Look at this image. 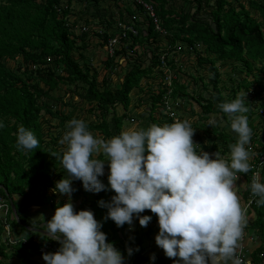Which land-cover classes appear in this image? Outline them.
Returning <instances> with one entry per match:
<instances>
[{"label": "trees", "instance_id": "1", "mask_svg": "<svg viewBox=\"0 0 264 264\" xmlns=\"http://www.w3.org/2000/svg\"><path fill=\"white\" fill-rule=\"evenodd\" d=\"M77 1L0 0V120L5 124L0 129V196L10 205L8 223L17 238L15 245L9 242L5 223L0 216V264H11L14 258L20 261L19 264H39L36 257H43L44 252H55L60 246L42 233L40 225L30 217L29 210L35 205H49L56 210L66 203L64 195L52 191L58 180L67 177L59 159L65 146L59 144L61 132L55 131L56 126L53 124L67 129L71 119H81L73 111L65 112L58 107L74 106V101L66 100L69 93L86 106L90 116L95 117L85 120L89 130L97 132L95 136L106 140L119 135L124 130L125 120L133 117L129 108L135 89L143 93L138 96L137 104L145 105L137 118L149 121L148 127L153 123L163 125L174 122L160 104L166 85L162 83L164 72L160 67L158 50L165 41L171 46L178 43L204 46L202 52L195 51L197 71L200 72L195 74L198 75L182 70L175 63V58L169 62L176 76L173 80V98L187 100L186 112L189 111L191 120L195 121L196 115L200 117L195 122L186 119L192 122L198 135L196 137L213 138L210 146H202L203 150L208 153L219 152L222 158H230L229 145L234 144L237 137L230 130V119L221 112L219 104L231 102L244 88L242 97L249 108L244 115L248 117L252 129L249 145L259 142L263 146L259 151H264V131L260 133L258 129L264 128V116L260 113V109H264V0H147L153 2L167 35L157 31L142 5L129 4L128 13H144V23L147 24L144 29L138 21L139 36L133 38L130 47L140 43L145 44L146 48L141 54L136 50L135 56L129 57L128 67L119 69L111 76L105 73L113 65L116 66L114 59L106 60L102 68L96 67L90 56L94 53L90 35L76 34L74 31L77 21H89L90 8L96 9L98 14L104 9L101 6L104 2ZM106 1L112 4L111 0ZM80 3H86L85 9L81 10ZM78 8L81 17L72 19ZM149 38H152V43ZM148 60L150 64L147 65ZM227 61H231L232 72L238 70L243 77L232 78L233 84L229 92L225 93V87L219 85V64ZM124 70L126 73L120 80L119 74ZM205 71L211 74L206 82ZM119 80V84L113 87L114 82ZM194 83L195 87H203V90L190 92ZM255 85L258 88L254 92L256 96H246ZM57 89H64L63 95L54 94ZM213 115L226 125L209 126V119ZM258 116L261 120L255 123L254 118ZM54 119H58V123H54ZM20 126L34 132L39 140L38 148L18 150L16 133ZM219 140L224 146H219ZM99 158L106 160L103 155ZM250 165L248 173H239L240 182L236 184L241 205L251 192L253 170ZM105 168L108 169L107 164ZM101 179L105 184L108 183L105 175ZM73 187L76 191L72 193V198H81L77 211H93L95 218L103 224L101 230L107 234V241L124 255L125 264H143L144 237L151 233L152 225L158 222L157 216L145 210L147 215L153 216L147 229L139 224V230L125 240L120 232L123 233L128 225L117 227L111 219L105 220L107 209L98 203L101 199L109 201L115 193L85 191L80 180H74ZM250 215V229L261 241L252 251V264H264V205L254 204ZM136 221L139 220L136 219L135 224ZM129 246L133 249L138 246L139 251L129 256ZM44 247H47L45 251L42 250Z\"/></svg>", "mask_w": 264, "mask_h": 264}, {"label": "clouds", "instance_id": "2", "mask_svg": "<svg viewBox=\"0 0 264 264\" xmlns=\"http://www.w3.org/2000/svg\"><path fill=\"white\" fill-rule=\"evenodd\" d=\"M230 119V130L236 142L229 145L230 158L219 152L208 153L194 142L195 131L188 120H176L163 125L129 127L109 139L94 136L83 119L73 118L59 144L65 146L59 157L67 177L55 183L53 193L68 197L58 206L52 218L42 225L48 239L59 243L55 252H44L46 264H125V257L115 245L107 241L91 210L77 211L72 203L74 180L83 183L85 191L99 193L113 191L109 201L98 203L107 209L105 220L117 227L125 224L132 231L134 220L147 227L152 215L158 218L156 244L173 264H243L238 255L246 224L244 210L237 195L235 182L238 173L251 170L252 129L245 99L237 96L231 102L219 104ZM223 123L213 115L209 126ZM5 124L0 120V129ZM16 147L29 151L39 146L33 131L20 126L16 133ZM103 155L106 160L100 159ZM108 167L105 184L101 177ZM251 192L264 205V182L254 174ZM137 246L127 248L131 256ZM150 259L154 262L156 255ZM250 264V261L248 262Z\"/></svg>", "mask_w": 264, "mask_h": 264}, {"label": "built area", "instance_id": "3", "mask_svg": "<svg viewBox=\"0 0 264 264\" xmlns=\"http://www.w3.org/2000/svg\"><path fill=\"white\" fill-rule=\"evenodd\" d=\"M77 3L78 1L75 0ZM107 2V1H106ZM112 4L104 3L101 5L102 8L98 14H96V9L90 8V15L87 17L88 22L83 19V21H77L78 23L74 26V31L76 34L78 33H87L90 35L93 50L99 49L104 53L103 63L108 59H114L116 66L112 69L106 70L105 74L109 76L114 75L116 71L119 69H126L128 67L129 57L135 56V51L137 50L139 54L145 51V44L142 45L140 43H136V45L131 48L130 45L133 42V38L139 36L138 29V21H140V26L146 29L147 24H145V14L139 13L135 11V14L130 15L127 11V7L129 4L142 5L146 11V13L153 20L156 25V29L160 34L167 35V32L162 28L159 18L156 14L155 7L153 2L147 0H115L112 1ZM81 10L86 6V3H81ZM109 5L112 6L111 10H109ZM88 14V13H87ZM83 14V15H87ZM82 15V13H81ZM81 15L77 18H80ZM75 18V19H77ZM90 18V19H89ZM108 35V38L105 39V35ZM149 42L152 43V38H149ZM162 46L158 50L159 60L161 62V69L164 72V78L162 83L166 85V92L163 94V99L161 100V106L165 108V114L169 116L174 122L176 120L187 119L186 116V99L182 98H173V80L176 76L173 73V69L169 62L172 58H175L177 66L181 67L182 70H185L187 66L190 64V59L196 57L195 51H203L204 46L201 44L192 45H181L176 44L175 46H171L168 43H161ZM148 46V45H147ZM184 46V47H183ZM153 48V47H151ZM119 52V53H118ZM149 57H151V53H149ZM150 64V60L147 61V65ZM103 66H105L103 64ZM126 71H122L119 76L120 80L125 75ZM157 88V87H156ZM253 93L252 91H250ZM249 92V94H250ZM250 96V95H249ZM252 97V96H250ZM260 113L264 116V109H260ZM131 122H135L133 118H131ZM259 122V121H258ZM263 126V125H262ZM260 133L264 131V128H258ZM263 149V146L259 142H255L254 145H249L248 150L251 153L250 164H252V173L251 177L253 180V176L256 173H259L260 181L262 182V170L264 167V151H259ZM240 174H237V179L240 178ZM252 183V181H251ZM257 196L254 197L252 192L249 193V197L242 203V209L244 210V216L246 220L245 227L243 229V237L240 241L241 247L238 250V255L243 261V264H252V251L256 248V245L260 243V237L251 231V215L250 209L254 204L257 203ZM10 205L8 202L0 196V216L2 221L5 223V232L6 236L9 239V242L12 245L17 243V238L13 235L11 227L8 223V216L10 214ZM121 236L125 239L122 232H120ZM25 242V240H24ZM47 247H44L42 250L45 251Z\"/></svg>", "mask_w": 264, "mask_h": 264}, {"label": "rangeland", "instance_id": "4", "mask_svg": "<svg viewBox=\"0 0 264 264\" xmlns=\"http://www.w3.org/2000/svg\"><path fill=\"white\" fill-rule=\"evenodd\" d=\"M104 3H107L106 2V0H102ZM81 4V3H80ZM78 7V6H77ZM111 8H112V6L111 5H109V10H111ZM81 15V13H80V8H78V9H76L75 10V14L73 15V18L72 19H75V18H77V17H79ZM91 59H92V61H93V63H94V65L96 66V67H98V68H102V66H103V59H104V53H103V51L101 50H99V49H95L94 50V53H92L91 55ZM196 59H197V57H194L193 59H190V64L187 66V68L185 69V71L187 72V73H197L198 71H197V61H196ZM219 68H220V73H221V79H220V82H219V85L221 86V87H225V89H224V92L225 93H228L229 92V89H230V87L232 86V84H233V82H232V78L234 79L235 78V76H237L239 79H241L242 77H243V74H241L238 70L237 71H234V72H232V65H231V61H227V62H222V63H220L219 64ZM232 72V73H231ZM198 74H200V72H198ZM198 74H195V75H198ZM203 74H204V76H205V82L208 80V77L211 75L208 71H205V72H203ZM250 80L252 79V77L250 76V78H249ZM199 80V79H198ZM118 82H120V80L119 81H116V82H114V84H113V87H115L117 84H119ZM203 84L201 83L200 84V86H202ZM191 87L193 88V90L192 89H190V92H196V91H198L199 89H202L203 87H195V83L193 84V85H191ZM198 89V90H197ZM203 90V89H202ZM252 91H253V93H251L250 92V94L249 93H247L246 94V96H252L253 98H254V95L256 96V94L254 93V92H256V90H258V88H257V86L255 85V86H253V88L251 89ZM245 92V89L244 88H241L240 89V91H239V96H241L242 97V95L243 94H245L244 93ZM63 93H64V89H57L56 91H55V93L54 94H57V95H63ZM68 94V93H67ZM70 94V95H69ZM68 95H67V101H70V100H72V101H74L75 102V104H74V106H69V105H65V106H63V105H58V107L60 108H62V110H65V112H69V111H73V114L74 115H77V116H79V117H81V119H83V120H89V119H91L92 118V120L93 119H95V117H93V116H90L89 115V113H88V111H87V109H86V106H84V104H82L81 102H80V100L76 97V96H74L73 98H72V94L71 93H69ZM140 94H143L141 91H139V90H137V89H135L134 91H133V93H132V103H131V105H130V112L131 113H133V116H135L136 117V120H137V122H131V124H135V125H137V127H140V128H142V127H144L145 129L148 127L147 126V121L145 122V121H143L141 118H137V114H139L140 112H141V108L142 107H144L145 105H144V103L143 104H137L138 103V101H137V99H138V96L140 95ZM53 103H57V101L56 100H54L53 101ZM138 105V106H137ZM79 108H81L80 110H79ZM199 113H200V110H199ZM190 115V113H189V111L187 110V113H186V116H187V119L189 120H191V116H189ZM194 119H195V121L197 120V119H200V117L199 116H194ZM127 120H129V119H127ZM126 120V124H129V122ZM261 120V117L260 116H258V117H255L254 118V122L255 123H257L258 121H260ZM191 121H193V119L191 120ZM191 121H189V122H191ZM195 121H193V122H195ZM53 122L54 123H58V119H54L53 120ZM192 123V122H191ZM53 125H55L56 126V128H55V131H57V132H61V137L63 136V134L67 131V130H69L68 128L67 129H64L62 126H57V124H53ZM223 125H226V123H223ZM126 127V126H125ZM126 129V128H125ZM228 129V128H227ZM93 134H94V136L97 134L96 132H92ZM196 136H198L196 133L194 134V137H193V140H194V142L195 143H197V144H199L201 147L204 145V144H208L209 146L213 143V138H202L201 139V137H200V139H198ZM219 142V146L221 147V146H224V144L222 143V141H218ZM203 148V147H202ZM240 181L239 180H237L236 182H235V186L236 187H238L236 184L237 183H239ZM14 260V259H13ZM12 260V261H13ZM12 263V262H11ZM14 264H16V262H14Z\"/></svg>", "mask_w": 264, "mask_h": 264}, {"label": "crops", "instance_id": "5", "mask_svg": "<svg viewBox=\"0 0 264 264\" xmlns=\"http://www.w3.org/2000/svg\"><path fill=\"white\" fill-rule=\"evenodd\" d=\"M92 48H94V47L92 46ZM93 52H94V50H93ZM131 114L133 115V113H131ZM138 115L139 114H137L136 116H138ZM141 117H142V115H141ZM132 118L134 120H136L135 116H133ZM143 119L144 118H142V120ZM127 121L129 122V124H126V120H125V122H124V130H127L129 127H133V126L137 127V125L131 124L132 120H130V118ZM144 121L146 122V120H144ZM135 122H137V120ZM148 124H149V121H147V126H148ZM137 128H140V127H137ZM142 128H144V127H142ZM97 135H98V133H97ZM107 175H108V169L105 168V177H107ZM64 200H65V202H67L68 197L65 196ZM80 200H81V198H77L76 200L72 198V203L74 204V207H75L76 210H77L78 206L80 205ZM86 210H91V209H86ZM54 213H55V209H52V207L49 206V205H35V206H33L31 208V210H29L30 217L32 218V220L35 223H38V225H40V227L42 228V233L45 236H47V233H46L45 228L42 225H46L47 222L52 218ZM144 214L147 215V212L145 211ZM135 220H134V225H133V229L134 230L130 231L129 230V226H128L127 229L123 230V235L125 237V240H127L128 237L131 234H135L139 230V221H136L137 224H135ZM40 223H42V224H40ZM147 227L145 229H147ZM34 230H35V228H34ZM150 232L151 233L149 235H146L144 237V242H145L144 243L145 244L144 257H145V260H144L143 264H173V261L176 258H168V257H166L165 254H164L163 249L159 248L157 246V244H156L155 237H156V235L159 232V224H158V222L157 223L155 222V224L152 225V228H151ZM258 245H259V243L256 245V247ZM152 254L156 255V260L154 262L150 259ZM36 259H37L39 264H46V262L43 260V257L38 256V257H36ZM14 262H16V264L20 263V261L18 259H15V258L12 261L11 264H14Z\"/></svg>", "mask_w": 264, "mask_h": 264}, {"label": "water", "instance_id": "6", "mask_svg": "<svg viewBox=\"0 0 264 264\" xmlns=\"http://www.w3.org/2000/svg\"><path fill=\"white\" fill-rule=\"evenodd\" d=\"M12 207H13V212H14V214L16 215V210H15V206H14L13 203H12Z\"/></svg>", "mask_w": 264, "mask_h": 264}]
</instances>
